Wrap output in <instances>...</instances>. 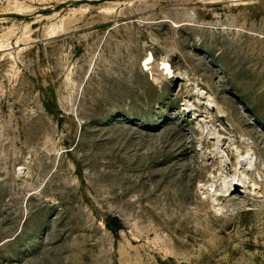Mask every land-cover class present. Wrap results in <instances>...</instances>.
Here are the masks:
<instances>
[{"label":"rangeland","instance_id":"rangeland-1","mask_svg":"<svg viewBox=\"0 0 264 264\" xmlns=\"http://www.w3.org/2000/svg\"><path fill=\"white\" fill-rule=\"evenodd\" d=\"M0 264H264V0H0Z\"/></svg>","mask_w":264,"mask_h":264},{"label":"bare ground","instance_id":"bare-ground-1","mask_svg":"<svg viewBox=\"0 0 264 264\" xmlns=\"http://www.w3.org/2000/svg\"><path fill=\"white\" fill-rule=\"evenodd\" d=\"M40 1H45V0H40ZM14 7L15 10L17 11H23V8L19 3L14 5ZM151 60H152V55L148 54L143 61V65L146 66L148 63L151 62ZM161 66H162V70H165L166 73L169 72L170 67L167 62H162ZM253 159H254L253 152L250 149L246 148L242 152L236 150L233 166H232V173L227 175L223 172V170H221L220 172L212 176L211 180L204 186L205 193L209 196L211 202L217 209L221 205V200L223 199V197L231 189L233 182L235 181L245 182V180H247L246 173L244 172L245 170L242 169V167H251L253 163Z\"/></svg>","mask_w":264,"mask_h":264},{"label":"water","instance_id":"water-1","mask_svg":"<svg viewBox=\"0 0 264 264\" xmlns=\"http://www.w3.org/2000/svg\"><path fill=\"white\" fill-rule=\"evenodd\" d=\"M232 185H233L234 188L238 187V185L236 183H233Z\"/></svg>","mask_w":264,"mask_h":264}]
</instances>
